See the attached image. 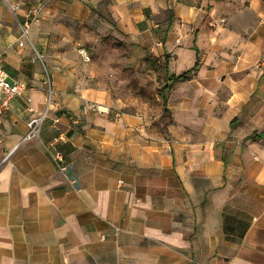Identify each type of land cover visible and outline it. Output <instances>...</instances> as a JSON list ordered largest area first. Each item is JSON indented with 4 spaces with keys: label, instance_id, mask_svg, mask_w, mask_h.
<instances>
[{
    "label": "crops",
    "instance_id": "crops-1",
    "mask_svg": "<svg viewBox=\"0 0 264 264\" xmlns=\"http://www.w3.org/2000/svg\"><path fill=\"white\" fill-rule=\"evenodd\" d=\"M38 5L56 24L102 8L150 44L167 61L171 122L151 131L57 78L61 111L23 140L45 108L43 72L27 77L30 50L0 39L6 70L32 85L0 119V264H264V0H0V33ZM87 100L112 111L85 114ZM62 113L77 121L56 126Z\"/></svg>",
    "mask_w": 264,
    "mask_h": 264
},
{
    "label": "rangeland",
    "instance_id": "rangeland-1",
    "mask_svg": "<svg viewBox=\"0 0 264 264\" xmlns=\"http://www.w3.org/2000/svg\"><path fill=\"white\" fill-rule=\"evenodd\" d=\"M166 15L169 19L170 13ZM55 21L56 17L41 8L39 18L29 27L27 39L22 35L23 22L0 33L5 43L14 41L10 47L23 39L21 48L30 50V59L36 61L37 69H21L23 73L34 78V72L40 74L47 68L53 75L54 86L57 78L61 82L69 78L76 89H99L104 94L102 100L115 107L114 112L140 115L148 129L166 133L171 122L167 61L150 52V44L129 42L102 8L90 9L78 20L59 18L57 24ZM165 31L162 27L155 32L164 44L168 40ZM82 48L88 51L90 60L82 57ZM164 49L167 51V46ZM37 53L42 57L38 58Z\"/></svg>",
    "mask_w": 264,
    "mask_h": 264
},
{
    "label": "built area",
    "instance_id": "built-area-1",
    "mask_svg": "<svg viewBox=\"0 0 264 264\" xmlns=\"http://www.w3.org/2000/svg\"><path fill=\"white\" fill-rule=\"evenodd\" d=\"M41 8L42 7L38 5L34 8L29 9L25 13L24 21L21 24L22 35L24 39H27L30 25L39 18L41 14ZM11 10L17 12L19 10V5H11ZM17 45L19 47L24 46V40H18ZM6 51L7 48L2 47L0 43V119L7 111L12 108L14 99L18 97H24L26 100L30 101V97L28 95L30 90L32 89V85L29 81L20 76H13L6 70L4 65ZM80 54L86 61L90 60V55L85 48L80 49ZM37 57L41 58L42 55L40 53H37ZM42 84L45 92V108L30 117L26 122L27 131L23 137V140L26 141L33 139L39 135L40 126L42 122L48 117V114L51 110L61 111V104L58 100V92L54 86L53 75L47 68H45L43 71ZM81 110L85 114L103 115L110 114L112 111V107L102 102L87 100L83 103ZM61 116H67L72 122H76L78 117L76 114L62 113L60 116H56L53 119V123L56 126L61 122ZM64 138L65 137L63 132H60L49 142V145L54 148L56 144L61 140H64ZM52 155L53 159L62 171H71V165L65 161V158L61 151L54 149ZM71 180L75 182L76 178L71 177Z\"/></svg>",
    "mask_w": 264,
    "mask_h": 264
}]
</instances>
